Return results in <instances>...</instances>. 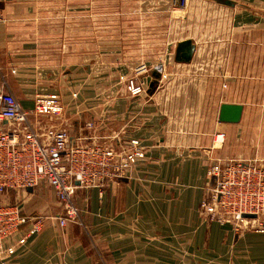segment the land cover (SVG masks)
<instances>
[{
  "label": "rangeland",
  "instance_id": "1",
  "mask_svg": "<svg viewBox=\"0 0 264 264\" xmlns=\"http://www.w3.org/2000/svg\"><path fill=\"white\" fill-rule=\"evenodd\" d=\"M20 2L22 14H47L51 20L37 23L39 30L45 29L46 37L39 42L47 53L21 55V69L16 73L19 93L32 90L36 96L56 97L66 111L80 106L94 110L95 118L89 116L84 122L94 127L85 130L87 141L95 138L101 151L111 152L118 162L129 141L140 144L138 139L125 138V100L138 114L141 103L146 104L152 95L178 94L180 124L188 127L190 117L197 133L194 156L201 159L200 181L194 198L166 197L161 204L195 205L196 217L206 227L203 236L213 239L212 264H264V0ZM188 36L206 51L218 45L229 52L220 90L204 83L205 77L215 73L205 60L190 74L166 60ZM189 75L196 76L195 84H189ZM218 95L241 103L244 112L235 125L206 134L214 129ZM208 136L210 145L202 147ZM144 151L142 147L143 156L130 171L144 159ZM104 171L102 167L94 186L81 188L111 189L117 179L104 178ZM179 178L177 173L163 174L160 186L167 192L177 191ZM39 188L52 190L46 185ZM196 237L201 238L200 233ZM199 245L187 250L201 255L204 247ZM168 248L176 253L186 250L181 245Z\"/></svg>",
  "mask_w": 264,
  "mask_h": 264
},
{
  "label": "crops",
  "instance_id": "2",
  "mask_svg": "<svg viewBox=\"0 0 264 264\" xmlns=\"http://www.w3.org/2000/svg\"><path fill=\"white\" fill-rule=\"evenodd\" d=\"M24 5H32V0H27ZM20 6V0H0V91L9 90L33 120L34 101L42 96L33 95L32 90L20 94L16 87V73L21 69L22 54L47 53V47H42L39 42L46 37L45 29L39 30L37 23L42 20L47 22L49 17L47 14H22ZM175 8L172 10L175 11ZM173 17L175 22V14ZM185 38L193 46L190 61H175L174 47L166 60L188 74L205 60L207 67L215 73L205 77L204 83L220 90L225 79L223 71L227 74L228 70L229 52L218 45L208 47L206 51L198 46L194 37ZM32 64L36 66L37 61ZM195 79L196 76L189 75V84H195ZM217 99L214 129L206 134L236 124L217 120L221 103L236 102L220 95ZM145 102L141 103L140 111L136 114L135 107L125 100L124 112L125 138L139 140L145 150L144 159L139 160L126 176L118 178L111 189H76V220L67 219L63 227L58 225L56 218L61 214L60 203L52 190L39 188L43 185L26 191L8 189L0 195L2 203L18 205L23 216L44 217L41 229L34 235L26 236L30 226L27 221L3 240L4 249L12 248L11 252L3 255L7 264H212L213 239L203 236L206 227L197 219L195 205L161 204L166 197L195 196L194 191L200 181L198 169L201 159L194 156L197 133L191 127V118L188 127L180 124L178 94H156ZM63 107L73 131L90 119L89 116L95 118L94 110H84L80 106V110L66 111L65 104ZM208 137H204L202 147L210 145L211 136ZM167 167L170 169L165 170ZM170 172L179 174L177 191L167 192L160 186V182L164 183L160 180L162 175ZM150 180L153 185L149 184ZM122 184H129L133 188L121 189L119 185ZM196 232L200 233L201 238L196 237ZM196 244L204 247L203 254L197 255L187 250V247ZM180 245L186 249L182 253L168 248Z\"/></svg>",
  "mask_w": 264,
  "mask_h": 264
},
{
  "label": "built area",
  "instance_id": "3",
  "mask_svg": "<svg viewBox=\"0 0 264 264\" xmlns=\"http://www.w3.org/2000/svg\"><path fill=\"white\" fill-rule=\"evenodd\" d=\"M33 117L29 118L9 90L0 91V195L8 189L26 191L48 186L61 206V214L56 218L61 227L67 219L78 218L76 189L94 186L93 181L101 179L102 167L104 178L126 176L133 163L143 156L142 146L135 140L128 142L119 162L111 152L101 151L95 138L89 143L85 130H94L93 124L84 123L73 131L63 104L56 97H37ZM43 218L23 216L18 205L0 201V264L6 263L1 259L3 240L27 221L30 226L26 236L34 235L41 229Z\"/></svg>",
  "mask_w": 264,
  "mask_h": 264
},
{
  "label": "water",
  "instance_id": "4",
  "mask_svg": "<svg viewBox=\"0 0 264 264\" xmlns=\"http://www.w3.org/2000/svg\"><path fill=\"white\" fill-rule=\"evenodd\" d=\"M219 3H229L228 0H215ZM193 46L189 40L180 41L175 48L174 59L178 62H189ZM243 106L239 103L223 102L219 105L217 120L224 123H237L242 115Z\"/></svg>",
  "mask_w": 264,
  "mask_h": 264
}]
</instances>
